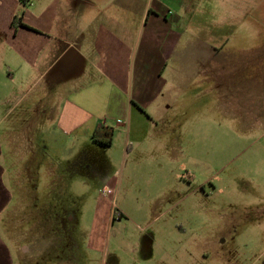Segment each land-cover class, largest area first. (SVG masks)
<instances>
[{"label": "crops", "instance_id": "0c3cea01", "mask_svg": "<svg viewBox=\"0 0 264 264\" xmlns=\"http://www.w3.org/2000/svg\"><path fill=\"white\" fill-rule=\"evenodd\" d=\"M33 83L34 129L21 145L8 129L6 157L0 145V264L42 262L49 248L41 235L64 225L33 223L21 200L18 166L36 165L35 149L49 148L63 164L65 148L72 160L105 127L113 144L124 141V157L157 165L170 182L188 139L205 143L207 102L217 112L232 101L231 122L264 137V0H0V84L24 97L29 117ZM51 128L55 136L42 133ZM253 146L252 160L263 164L254 171L264 178V143ZM192 224L175 227L185 236ZM97 226L92 240L102 236ZM180 256L163 254L156 264L201 261Z\"/></svg>", "mask_w": 264, "mask_h": 264}, {"label": "rangeland", "instance_id": "374dc122", "mask_svg": "<svg viewBox=\"0 0 264 264\" xmlns=\"http://www.w3.org/2000/svg\"><path fill=\"white\" fill-rule=\"evenodd\" d=\"M0 90V145L6 157L9 130L21 145L39 119L34 96L40 86L32 84L31 117L23 96H8L2 84ZM222 104L212 112L207 102L205 143L188 139L186 156L178 155L169 166L170 182L157 176L162 175L157 165L124 157V141L108 148L81 142L72 160L62 146L63 164L46 144L35 149L38 163L18 166L21 200L33 223L64 224L41 235L49 250L38 264H156L158 256L175 253L182 260L185 252L201 259L193 264H264V178L254 171L263 164L252 160L253 144L264 143V137L231 122L236 105ZM54 131L42 133L55 136ZM166 185L174 191H163ZM189 220L193 224L184 236L175 225ZM95 222L102 236L92 240Z\"/></svg>", "mask_w": 264, "mask_h": 264}, {"label": "trees", "instance_id": "16d2710c", "mask_svg": "<svg viewBox=\"0 0 264 264\" xmlns=\"http://www.w3.org/2000/svg\"><path fill=\"white\" fill-rule=\"evenodd\" d=\"M114 136L113 130L105 127H99L95 130L91 139L95 144L108 148L113 145Z\"/></svg>", "mask_w": 264, "mask_h": 264}]
</instances>
